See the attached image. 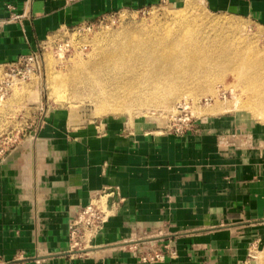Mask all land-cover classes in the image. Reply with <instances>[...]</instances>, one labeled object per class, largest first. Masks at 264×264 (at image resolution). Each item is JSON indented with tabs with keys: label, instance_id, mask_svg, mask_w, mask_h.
<instances>
[{
	"label": "crops",
	"instance_id": "obj_1",
	"mask_svg": "<svg viewBox=\"0 0 264 264\" xmlns=\"http://www.w3.org/2000/svg\"><path fill=\"white\" fill-rule=\"evenodd\" d=\"M158 1L0 0V65L59 29ZM203 1L264 25V0ZM158 129L146 119L80 122L51 111L33 140L0 156V264L243 260L264 240V130L227 113L203 117L183 135ZM104 191L113 192L106 222L91 250L72 253L69 222ZM137 248L165 258L143 261Z\"/></svg>",
	"mask_w": 264,
	"mask_h": 264
},
{
	"label": "bare ground",
	"instance_id": "obj_2",
	"mask_svg": "<svg viewBox=\"0 0 264 264\" xmlns=\"http://www.w3.org/2000/svg\"><path fill=\"white\" fill-rule=\"evenodd\" d=\"M183 3L165 19L171 22L155 33L98 44L87 60L71 59L66 71H49L50 96L64 97L65 90L81 98L83 90L99 85L94 97L100 96V111L139 110L169 104L171 99L179 98V103L190 85L220 81L229 70L240 90V95L232 91L236 102L264 113V47L253 44L236 21L204 18L197 1ZM242 95L245 99L240 101Z\"/></svg>",
	"mask_w": 264,
	"mask_h": 264
},
{
	"label": "rangeland",
	"instance_id": "obj_3",
	"mask_svg": "<svg viewBox=\"0 0 264 264\" xmlns=\"http://www.w3.org/2000/svg\"><path fill=\"white\" fill-rule=\"evenodd\" d=\"M195 1L203 9V14L201 13L200 16L204 18L223 17L229 21L232 20V22L236 21L235 23L239 25L245 35L254 42L253 44L264 47V25L254 23L242 15L213 10L203 0ZM183 2L184 0H175L169 4H154L140 11H121L107 15L93 21L89 29L82 25L71 29H59L43 40L40 66L36 67L30 76L25 74L20 65L14 68L17 79L13 80L12 85V68L0 67V79L2 78L4 82L1 84V91H5L4 97H0V156L16 146L22 148L30 140H33L32 137L36 136L39 126L49 117L51 111L56 109L69 111L71 121L84 122L99 120L106 116H119L125 119H146L157 125L158 130H163L168 123L169 114L174 113V106L178 104L179 98L171 99L169 104L155 107L150 105L151 107H143L142 110L116 109L103 112L97 107L100 96L96 99L94 97L100 89L99 85H93L91 89L83 90V98L67 95V91L63 90L65 93L64 97H61L63 99L56 98V100L49 94L46 84L47 74L49 71H66L71 66V59L79 57L87 60L94 46L98 44L115 41L132 34L155 33L156 30L162 28L161 25L171 22L169 19H165L169 18L171 10L182 8ZM232 76L233 74L226 70L220 81L201 80V83L194 85V88L190 85V88L183 93L186 99L183 98L180 102H190L195 116L207 117L227 113L237 116L245 122L255 123L264 130L263 111L243 108L240 106L241 102H236L237 97L232 91L236 94L239 92L238 95H240V90L236 86L235 77ZM244 97L242 95L240 101H243ZM139 242L143 241H127L125 245ZM127 247L123 249H127ZM89 250H91L90 247L87 246L83 249V246L79 245L72 253H85ZM135 251L140 258L150 257L139 248ZM247 253L248 255L238 264H264V240L262 239L250 247Z\"/></svg>",
	"mask_w": 264,
	"mask_h": 264
},
{
	"label": "built area",
	"instance_id": "obj_4",
	"mask_svg": "<svg viewBox=\"0 0 264 264\" xmlns=\"http://www.w3.org/2000/svg\"><path fill=\"white\" fill-rule=\"evenodd\" d=\"M173 0H159L156 4H169ZM104 17V16H103ZM102 17V18H103ZM101 18V17H100ZM92 22L86 21L75 26H85L87 29L90 28ZM73 27V28H75ZM43 41L40 43L37 49L31 51L30 53L19 56L15 61L10 63H5L0 65V67L7 66L12 68L11 71V85L13 83L16 74L14 73V68L20 65L21 69L27 76H30L36 67L40 66L41 63V49L43 48ZM66 46V44H65ZM20 72V70H19ZM7 74V73H5ZM3 79H0V97L3 98L5 91H1L3 84ZM7 84V83H6ZM202 116H195L193 113L192 105L188 101H182L174 106V113L169 114L168 123L164 126L163 131L174 134L183 135L189 131L198 130V121L202 119ZM113 194L112 191H104L97 200L90 202L88 205L80 209L76 216L68 224V237L70 242V249H77L79 245L83 246L85 249L89 246L91 237L99 231L103 224L106 222L109 216L108 201L107 198ZM168 250L169 255H175L174 249ZM149 256H143L141 259L143 261L151 260H163L165 258V253L163 251H158L153 254H148Z\"/></svg>",
	"mask_w": 264,
	"mask_h": 264
}]
</instances>
